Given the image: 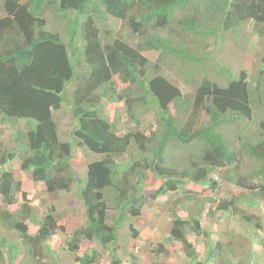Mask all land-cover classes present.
I'll list each match as a JSON object with an SVG mask.
<instances>
[{
	"label": "trees",
	"instance_id": "obj_1",
	"mask_svg": "<svg viewBox=\"0 0 264 264\" xmlns=\"http://www.w3.org/2000/svg\"><path fill=\"white\" fill-rule=\"evenodd\" d=\"M177 10L181 14L175 23L183 34L206 38L249 24L264 40V0H0V126L11 130L13 140L8 149L0 143V226L18 236L22 251L17 264H52L44 260L43 244L67 230L64 220L53 217V207L40 219L31 213L21 182L2 169L14 158L33 183L54 194L78 186L73 148L87 158L97 155L86 163L78 192L85 224L66 235L61 247L73 264H101L103 253H109V264H135L130 251L137 247L139 231L132 223L144 206L153 208L159 196L177 194L185 182L214 190L210 175L218 170L249 196L245 211L264 200V123L236 151L217 133L226 123L238 132L251 118L255 100L264 108V70L253 88L245 70L231 80V71L221 67L218 76L227 80L224 86L207 77L194 83L192 71L202 63L200 54L184 40L161 33ZM116 23L128 29L127 37L110 29ZM256 42L248 40L246 46L256 48ZM150 55L157 59L153 68ZM165 60L177 63V74L155 69ZM259 61L264 65V51ZM72 80V89H67ZM181 80L193 92L191 103L177 85ZM63 107L71 128H61L54 117ZM150 109L156 119L148 134L117 130L123 117L131 120ZM199 115L205 122H198ZM20 120L33 126L21 129ZM125 154L129 160L118 163ZM18 193L22 202L17 213L1 208L17 203ZM198 201V208L184 217L171 207L175 217L167 243H180L191 264H243L233 262V236L226 244H212V235L207 236L201 257L187 241L188 231L195 238L208 234L199 223L204 205L210 221L218 213L239 210L232 199L211 195ZM242 219L245 231L258 236L259 217ZM29 224L37 226L33 234ZM156 244L148 243L155 257L164 250L163 243ZM258 244L263 247L264 241ZM5 259L0 250V264Z\"/></svg>",
	"mask_w": 264,
	"mask_h": 264
},
{
	"label": "rangeland",
	"instance_id": "obj_2",
	"mask_svg": "<svg viewBox=\"0 0 264 264\" xmlns=\"http://www.w3.org/2000/svg\"><path fill=\"white\" fill-rule=\"evenodd\" d=\"M180 14V10L175 11L174 17L169 19L167 28H164L161 33L163 35L174 37L178 40H184L188 47L200 54L202 63L198 65L197 71H192L193 75L191 76V80L194 81V83H198L199 80L207 77L211 81H216L219 86H224L227 80L223 76H218L219 67H221L227 68L231 71L229 76V79L231 80L236 78L237 71L240 69L245 70L247 73L246 77L251 87L253 88V86L256 85V80L259 78V71L264 70V65L259 61V56L264 51V40L263 38L255 36L249 24H244L242 27L232 33L221 34V32H212L213 34L205 36L206 38H201V36L188 35L178 32L179 30L175 21ZM211 27H216V23L212 22ZM110 29H112L113 32H119V36L122 35L127 37L128 29L123 28L119 23H116ZM113 38L114 36H111L109 40ZM248 40H251L253 43L257 41V45H255L256 48H254L253 45L249 47L246 46ZM150 58V63L152 66L151 68H153V63L155 65L157 59L154 56H151ZM176 65L177 63L171 64L169 61L165 60L164 64L154 68L157 70L160 69L159 72L165 74L167 73L168 76H173V74H177ZM177 67L181 68L179 66ZM260 78H262V75ZM183 82L184 81L181 80L177 85L184 93L185 102L191 103L193 92L189 87L187 88ZM117 83L118 88H122V85L118 81ZM73 84L74 80H72L69 85L67 84L66 88L72 89ZM113 107L114 105H111V109ZM54 117L61 128L63 127V129H65L67 125H69V128H71V119L69 117V113L64 107L55 113ZM155 117L156 115L151 109L148 113L143 114L142 112L136 118H130L131 120H126V118L123 117L124 121H120L118 123L117 130L119 132H123L130 129H139L144 134H148L152 129L153 123L155 122ZM201 117L202 115H199L198 122L200 119L202 122H205ZM137 120H139V124L134 123V121ZM262 122L264 123V108L259 107L257 105V100H255V106L253 108L251 118L242 128L237 130L238 132H236L229 123H226L224 126L217 127V133L223 137L224 141L232 145L231 148L233 147L234 149H232L236 151L239 149L242 142L248 141L251 136L259 133L258 130L260 129V124ZM30 125L31 127L33 126L32 121L26 122L20 120L17 122V127L21 129H26ZM60 139L63 140L61 136ZM0 143L6 149L13 145L12 132L9 128H6V126H0ZM77 150L74 148L72 149V152H74L72 153L73 157L71 159V163L76 177L79 178V183L78 186H74V188L67 193L58 192L54 194H46L41 184L33 183L27 172L20 171V162L18 158L11 159L2 166L3 170L13 172L15 179L21 182V191L27 193V199L29 201L28 206L30 207L32 214L40 219L42 215L47 213V208L53 207V217L57 221H65L63 222L67 232L63 235H56L48 242L43 244V254L45 255L44 260L52 264L72 263V259L69 261L68 255L61 251V247L63 246L62 243L65 241L66 235H69L74 229H79L85 224V216L83 215V207L81 200L78 197V192L79 188L83 187L84 184L86 163L91 160V158H96L97 155L90 153L88 154L90 158H87L84 157V153L78 152ZM176 153L177 152H175V149L173 152H170V154L173 156ZM181 153L183 158L186 159L187 155H185L182 150ZM128 154H125L123 157H121V159H116V161L120 163L121 161L129 160ZM177 160L179 161L178 158ZM223 175L224 173L219 170L210 175L211 178L215 179L214 182L217 185L214 190L211 188L209 189L207 186H198L185 182L179 188L177 194L159 196L157 198V204L153 206V208L151 204L145 205L141 217L132 223L134 228L139 231L136 236V238L139 236L137 247L130 251V254L135 258L134 263L191 264L192 261L190 258L186 257L180 243L177 241H174L173 244L172 242L167 243V241H170L167 238V235L169 234V229L175 217L174 212H177L176 214L178 216L184 217L187 215L186 212L190 211L193 207L198 208V200L201 201L204 200V197H211V195H213V197H215L217 200L220 198H227L235 201V205L239 207L238 212L229 211L227 213H218L214 215V217H211L210 221L209 216L207 215L208 206L204 205L202 214L200 215L201 217L199 223L200 227H203L205 232H208V234H203L201 238H195V235L188 231L189 234L186 235L187 241L191 243V245L195 248V251L198 252L199 257H201V255L204 253L203 250L204 245L206 244L207 236L212 235L209 237V239H213L211 240L212 244H214L217 240L221 241L223 244H226L230 239L229 236H233L231 243L233 244V247H231L232 251L230 252L233 262L240 261V263L243 264H264V245L262 247L258 244V241H264V200L263 198L258 200V203L254 204L252 210L245 211L244 202H246L249 196L239 187L228 183L224 179ZM182 197L189 198L191 201L183 204L180 201V198ZM16 199L17 203L7 207L2 205L1 208L6 209L11 214L17 213L20 209V203L22 202L20 193L16 195ZM180 204L182 205V207H180L181 211L179 210ZM172 206H174V209L176 208V211L173 213L171 212ZM155 209L158 211L157 213ZM147 211H150V214H148ZM152 211L156 214L151 215ZM248 215H251L252 217L258 216L260 219L261 223L258 228L259 230L256 229L259 231V235L256 237L249 235L248 230L245 231L244 227L246 226V222L242 219V217ZM29 227L30 234H33L37 229V226L34 225L29 224ZM123 230L124 228L118 231L121 234V232H125ZM243 232L248 235L249 240L244 239L246 236H244V234L241 235ZM17 238L18 236L15 232L6 231L0 226V250L6 257V264L18 263V259L20 257L17 256V251L22 250V247L21 244L16 240ZM145 239L146 241H149L148 243H152L155 247H157V241L163 243V252H158L156 257L153 256L150 253V246L147 242H144ZM47 247H50V251L47 249ZM102 255L103 263L101 264H109L108 255L106 253H103Z\"/></svg>",
	"mask_w": 264,
	"mask_h": 264
},
{
	"label": "clouds",
	"instance_id": "obj_3",
	"mask_svg": "<svg viewBox=\"0 0 264 264\" xmlns=\"http://www.w3.org/2000/svg\"><path fill=\"white\" fill-rule=\"evenodd\" d=\"M207 215H208V214H207ZM19 251L21 252L22 250H18V251H17V256H19V255H18ZM108 254H109V253H107V255H108ZM108 257H109V255H108Z\"/></svg>",
	"mask_w": 264,
	"mask_h": 264
}]
</instances>
